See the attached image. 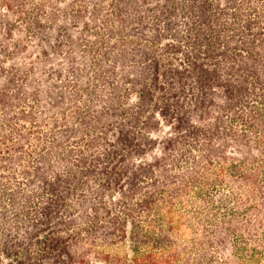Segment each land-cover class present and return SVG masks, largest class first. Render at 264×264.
<instances>
[{"label":"trees","instance_id":"1","mask_svg":"<svg viewBox=\"0 0 264 264\" xmlns=\"http://www.w3.org/2000/svg\"><path fill=\"white\" fill-rule=\"evenodd\" d=\"M0 264H264V0H0Z\"/></svg>","mask_w":264,"mask_h":264},{"label":"rangeland","instance_id":"2","mask_svg":"<svg viewBox=\"0 0 264 264\" xmlns=\"http://www.w3.org/2000/svg\"><path fill=\"white\" fill-rule=\"evenodd\" d=\"M230 151H231V152H233V151H234L233 147H232V148H230Z\"/></svg>","mask_w":264,"mask_h":264}]
</instances>
